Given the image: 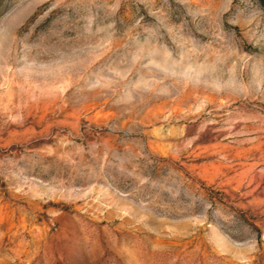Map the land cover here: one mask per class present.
I'll use <instances>...</instances> for the list:
<instances>
[{
    "label": "rangeland",
    "instance_id": "obj_1",
    "mask_svg": "<svg viewBox=\"0 0 264 264\" xmlns=\"http://www.w3.org/2000/svg\"><path fill=\"white\" fill-rule=\"evenodd\" d=\"M0 264H264L258 0H0Z\"/></svg>",
    "mask_w": 264,
    "mask_h": 264
},
{
    "label": "trees",
    "instance_id": "obj_2",
    "mask_svg": "<svg viewBox=\"0 0 264 264\" xmlns=\"http://www.w3.org/2000/svg\"><path fill=\"white\" fill-rule=\"evenodd\" d=\"M258 1L260 2L261 6H262L263 9H264V0H258Z\"/></svg>",
    "mask_w": 264,
    "mask_h": 264
}]
</instances>
